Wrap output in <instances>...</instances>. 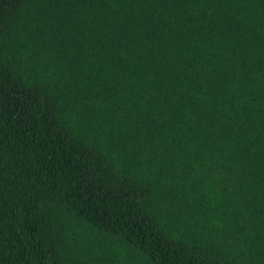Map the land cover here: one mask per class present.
<instances>
[{"label": "trees", "instance_id": "1", "mask_svg": "<svg viewBox=\"0 0 264 264\" xmlns=\"http://www.w3.org/2000/svg\"><path fill=\"white\" fill-rule=\"evenodd\" d=\"M0 264H264V0H0Z\"/></svg>", "mask_w": 264, "mask_h": 264}]
</instances>
